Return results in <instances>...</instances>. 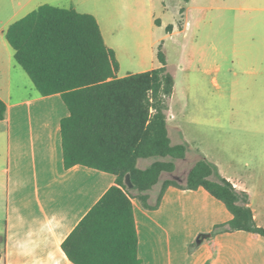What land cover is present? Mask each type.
<instances>
[{"label": "crops", "instance_id": "0c3cea01", "mask_svg": "<svg viewBox=\"0 0 264 264\" xmlns=\"http://www.w3.org/2000/svg\"><path fill=\"white\" fill-rule=\"evenodd\" d=\"M192 2L185 1L183 13ZM114 3L138 12V33L124 41L102 22V13ZM43 4L93 14L116 53L118 77L159 67L160 44L169 70L167 45L174 30H166L164 0H0V98L7 105L0 120V236L5 237L0 264H74L62 243L116 184V176L106 171L81 164L65 168L61 120L69 109L60 93H40L7 39L11 24ZM168 129L172 143H181ZM216 165L236 188L248 192L256 222L264 227V183L249 172L236 176ZM153 188L150 205L157 202ZM130 192L144 264H264V236L258 233L223 232L192 246L200 234L233 217L205 188L169 186L155 209L144 207L137 191Z\"/></svg>", "mask_w": 264, "mask_h": 264}, {"label": "trees", "instance_id": "16d2710c", "mask_svg": "<svg viewBox=\"0 0 264 264\" xmlns=\"http://www.w3.org/2000/svg\"><path fill=\"white\" fill-rule=\"evenodd\" d=\"M173 29L171 23L166 26L167 32ZM7 39L40 93H60L69 109L70 114L61 120L65 168L81 164L116 176V184L62 243L74 264H144L131 189L148 209L160 205L169 186L203 187L222 201L232 219L200 234L192 246L236 230L264 236L248 192L236 188L207 157L192 166L185 185L165 179L156 204L148 203L149 191L162 173L173 172L175 160L185 158L189 148L187 142L173 144L169 135L166 99L174 93L176 80L168 70L162 44L159 67L118 77L116 53L106 45L96 17L50 4L11 24ZM6 109L0 98V120ZM139 159L153 161L140 168ZM4 240L0 236V244Z\"/></svg>", "mask_w": 264, "mask_h": 264}, {"label": "rangeland", "instance_id": "374dc122", "mask_svg": "<svg viewBox=\"0 0 264 264\" xmlns=\"http://www.w3.org/2000/svg\"><path fill=\"white\" fill-rule=\"evenodd\" d=\"M164 1V21L174 23L167 50L176 80L166 99L168 126L174 141L189 148L152 193L157 200L168 178L185 185L202 157L264 183V0H193L187 14L184 0ZM115 3L102 22L124 41L138 33V12Z\"/></svg>", "mask_w": 264, "mask_h": 264}]
</instances>
